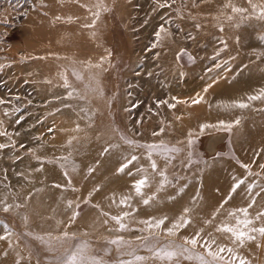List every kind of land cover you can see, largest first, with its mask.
<instances>
[{
    "label": "rangeland",
    "instance_id": "rangeland-1",
    "mask_svg": "<svg viewBox=\"0 0 264 264\" xmlns=\"http://www.w3.org/2000/svg\"><path fill=\"white\" fill-rule=\"evenodd\" d=\"M208 3L0 0V145L4 146L0 147V236L4 237L0 250L8 252L17 264H64L78 247L84 249L83 264H200L197 255L209 264H240L241 258L246 263L243 256L216 243L211 245L213 251L218 247L225 251L223 260H213L202 246L212 240L187 227L165 235L160 229L167 225L166 219L164 226L152 230L131 225L138 220L139 201L143 200L137 193L131 213L120 216L108 215L83 201L75 207L63 204L56 216L43 213L32 217L20 200L29 193L25 194L29 187L26 175L39 170L41 164L55 165L48 150L65 146L72 134L99 138L102 129H110L111 137L122 143L127 129L133 136V155H145L147 160L151 155V162L167 172L169 189L184 182L181 190L196 191L214 174L212 178L220 184H244L243 198L249 190L264 196V168L258 166L259 157L243 163L245 150L235 155L232 129L219 125L208 130L196 128V120L209 110L203 102L220 94L234 77L229 74V63L235 55L227 61L218 58L221 38L206 41L210 30L206 24L202 34L192 33L197 14ZM260 7L264 13V5ZM262 13H247L244 18L264 25ZM94 41H99L98 75L84 68L79 54ZM165 54H170L176 65L171 75H165L162 67ZM62 69L66 80L71 76L74 83L88 81V89L69 87L68 80L63 82L58 75ZM65 90L62 96H54ZM54 104L67 108L68 113H59ZM89 128L96 132L90 133ZM148 145L158 147L150 150ZM218 169L221 171L216 174ZM46 194L41 196L43 200ZM5 206L9 211L3 210ZM87 209L95 215L80 222ZM112 217H121L125 228ZM152 218L145 222L148 226L156 225ZM197 233L195 248L186 245L185 238ZM236 242L239 248L245 245ZM184 247L189 252H183ZM159 248L174 250L177 255L171 260L158 259L153 253ZM136 256L145 259L137 261Z\"/></svg>",
    "mask_w": 264,
    "mask_h": 264
},
{
    "label": "bare ground",
    "instance_id": "bare-ground-1",
    "mask_svg": "<svg viewBox=\"0 0 264 264\" xmlns=\"http://www.w3.org/2000/svg\"><path fill=\"white\" fill-rule=\"evenodd\" d=\"M208 2L197 14L195 26L191 28L192 33L202 34L203 25L206 24L207 29H210L207 32L208 40L206 41H211L216 37L221 38L218 58L222 56L227 61L235 55V59L229 63L231 64L229 74L234 77H231L232 80L228 81V86L220 94L216 96L212 94L213 98L206 103L203 102L209 110L203 111L205 115L196 120V128L197 130H208L217 125L226 128L230 126L235 155L245 150V158H241L243 163L256 155L259 157L260 165L258 166L262 167L264 166V96H261V92L264 90V25L260 22L248 23L244 17L247 13L259 16L262 10L261 7H257L264 5V0H208ZM234 8L242 9V11H233ZM79 52L84 68L93 71L94 74H100L99 67H97L100 66V61L96 62L99 59L97 58V54L100 52L99 41H94L91 46L86 45ZM236 52H239V55ZM172 59L170 54H165L162 57L161 63L165 75H171V71L176 66ZM63 70H58L61 72L58 75L61 80L64 78L63 82L68 80L69 87L73 85V87L84 90L88 89V81L74 83L75 80L71 76L66 80ZM66 92L67 90L57 92L54 96H62ZM250 96H260V99L250 100ZM205 99L203 100L205 101ZM62 101L64 104L66 103L64 100ZM239 103H245L248 106L245 108L234 106ZM53 107L56 110L60 108L59 113H68V109L62 105L54 104ZM202 125L207 127L202 129ZM89 130L92 134L96 132L93 128H89ZM126 130L123 133L126 142L123 143L118 137H111L110 129H102L99 138H89V134H86L87 136L72 134L69 136L72 137L71 140L68 137L69 142L64 143L66 144L63 145L64 147L48 150L47 154L49 158L55 159V165L41 164L39 170L26 175L28 181L26 187L29 186V191L27 188V192L22 191V193H29L28 195L20 194L25 196L24 198L22 196V199L19 198L25 202V205L27 204V211L25 207H23L24 210L32 217L40 216L43 213L53 216L61 211L59 208L63 204L71 203L75 207L78 202L87 201L108 215H127L131 213V207L134 206L137 198H134L136 191L133 183L146 178V183L142 186L139 194L143 200L139 201L140 208L136 214L138 220L131 221V225L152 230L156 226L152 223L151 226H148V223H145L148 218L153 217L152 219L156 222L166 219L167 225L164 226L165 222H163L161 226L164 228L160 229H163V233L166 235L168 229H178L173 225L183 218L188 221L184 227L201 234L204 233L217 245L231 249L232 252L243 256L246 260L245 264H264V235L251 230L264 227V215H260L264 213V196H255L248 189L247 196L243 198L242 194L246 193L245 188H247L244 184L241 183L244 186L239 185L233 191L235 182L232 183V179V186L222 180L225 184H220V180L212 178L214 174L212 177L208 176L203 183V188L196 191L189 193L183 189L182 191L184 182L174 190L169 189L166 186L168 174L164 168L156 167V170H153L151 160H147L145 155L132 160V156H134L132 152L133 136ZM129 161L131 162L129 163ZM258 163L256 162V164ZM125 164L127 167L123 171H118ZM229 168L233 169L232 166ZM216 171H221V169L215 170L217 174ZM61 172L69 179L64 178ZM226 173L228 172L226 171ZM46 191L48 194L44 198L47 200H43L42 195ZM125 198H127L126 202L122 204L121 200ZM145 200L148 201L147 204L144 203ZM239 209H246L247 216ZM229 213H234V215L230 216ZM94 215L91 209H87L80 222L86 217ZM238 219L251 221L247 227L243 225L239 227L248 236L254 237V239L245 238L243 248H239L238 243L234 242L231 233L217 231L223 222L236 225ZM151 233L153 235L156 232ZM0 260V264H17L8 252L4 253L1 250Z\"/></svg>",
    "mask_w": 264,
    "mask_h": 264
},
{
    "label": "snow or ice",
    "instance_id": "snow-or-ice-1",
    "mask_svg": "<svg viewBox=\"0 0 264 264\" xmlns=\"http://www.w3.org/2000/svg\"><path fill=\"white\" fill-rule=\"evenodd\" d=\"M233 11H242V9H237L234 8ZM262 15H264V13H262ZM157 36H159V33H157ZM205 91H207V89H205ZM261 96H264V90H262L261 92ZM250 100H256V99H260V96H250L249 97ZM199 100H194L193 103H198ZM234 106H238L240 108H245L248 105L245 103H239L237 105ZM204 127H207L206 125H202L201 128L203 129ZM230 127V126H228ZM191 143V141H190ZM0 147H4L3 145H0ZM150 150H155L158 146L156 145H148L147 146ZM171 151H176V149H171ZM136 157L133 156L132 160H135ZM149 159H151V155H149ZM131 161H129L130 163ZM127 167V165H122L120 169H118V171H123L124 168ZM151 167L153 170H156V164L153 161L151 163ZM264 167V166H262ZM146 183V178L141 179L139 181L136 182V184L134 185L135 187V191L137 194H140L141 192V188L142 186H144ZM242 183V181H241ZM239 185L236 184L233 186V191H235V188L238 187ZM126 199H122L121 203H125ZM145 204L148 203L147 200L144 201ZM5 212L9 211V206H5L3 209ZM240 212L244 213L245 216H247V210L246 209H239ZM185 212H187V209H185ZM230 216H233L234 213H229ZM260 215H264V213H261ZM113 220H116L117 223L119 224L120 228L123 229L125 228V225L121 222V217H112ZM163 223V220L157 221L156 222V227H159L160 224ZM188 223L187 220L181 218V220L179 222H177L176 224L173 225L174 228H179V227H183L184 225H186ZM249 224H251V221L248 219H244V220H237V224L236 225H229L227 222H223L218 228L217 231L220 232H224V233H231L232 236L234 237V242L235 241H239L241 244H243L245 238L247 239H254V237L252 236H248L247 233L245 231H243L241 229V227H239L240 225H243L245 227H247ZM252 231H258L261 235H264V227H260L259 229H251ZM168 234L172 235L173 234V229H168ZM65 237H67V233L64 234ZM198 237H199V233H197L195 236L191 237V238H185V244H190L193 248H195V246L198 244ZM0 239H4V237L0 236ZM111 243H118V241H111ZM215 241H212L211 243H205L204 245H202L203 247H205V250L207 252V255L212 257L213 260H223V256H221V253L225 251V249L223 247H218V249L216 251L212 250L211 245L214 244ZM83 247H78L77 250L75 252H72L67 259L64 261V264H83ZM227 251L231 252V249H227ZM183 252H189V249L187 247L183 248ZM154 256H156L158 259H168L171 260L173 257H175L177 255V252L171 249H167V248H159L156 249L154 251ZM187 259H192V256H187ZM145 259L142 256H136L135 260L137 261H141ZM196 259H198L200 261V264H209V262L207 260L204 259L203 256L197 255ZM98 264V262H97ZM128 264H131V262H128ZM240 264H245L244 260H240Z\"/></svg>",
    "mask_w": 264,
    "mask_h": 264
}]
</instances>
